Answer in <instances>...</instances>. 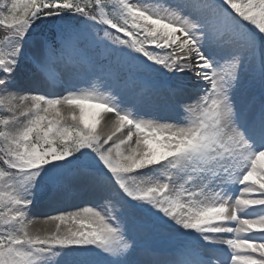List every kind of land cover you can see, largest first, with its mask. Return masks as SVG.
Masks as SVG:
<instances>
[{"label":"snow or ice","instance_id":"1","mask_svg":"<svg viewBox=\"0 0 264 264\" xmlns=\"http://www.w3.org/2000/svg\"><path fill=\"white\" fill-rule=\"evenodd\" d=\"M0 30V264H264V0H0ZM70 188L96 203L32 231Z\"/></svg>","mask_w":264,"mask_h":264},{"label":"rangeland","instance_id":"2","mask_svg":"<svg viewBox=\"0 0 264 264\" xmlns=\"http://www.w3.org/2000/svg\"><path fill=\"white\" fill-rule=\"evenodd\" d=\"M138 86V90H139ZM154 96L156 101L155 109L159 111L161 115L168 116L172 115L167 108L165 107V98L167 97V90L163 87H160L158 91L153 92L151 88L148 89V93ZM96 203L95 198L90 195L85 194L84 191L78 188H70L67 192L60 196L56 197H49V196H42L36 206L33 208L34 213L32 212V217H37V221L40 219L44 221V218L47 216L59 214L61 212L68 213L77 208V206H92ZM45 209V213L41 214L39 211L41 209ZM36 220V219H35ZM43 224H45L43 222ZM54 225L51 224V228ZM64 227V226H63ZM151 242V239H146L143 243L147 246V243Z\"/></svg>","mask_w":264,"mask_h":264},{"label":"bare ground","instance_id":"3","mask_svg":"<svg viewBox=\"0 0 264 264\" xmlns=\"http://www.w3.org/2000/svg\"><path fill=\"white\" fill-rule=\"evenodd\" d=\"M41 91H47V90L41 89ZM49 94H52V93H49ZM109 117H112V114H109V113L103 114V117L101 119V123H100V125H98V128H97L98 131H100V130L108 131L109 130L110 124H111V121L108 119ZM45 211L46 210L43 208V209H41V211H39V213L44 214ZM32 212L34 213L35 211L32 210ZM43 222H44L43 219L42 220L40 219L39 221H37V219H36L31 225V230L32 231H39V230H43L45 228L51 229V223L46 225V224H43Z\"/></svg>","mask_w":264,"mask_h":264}]
</instances>
